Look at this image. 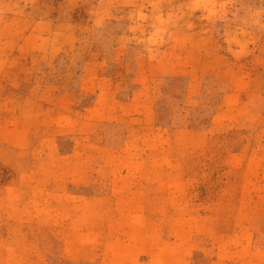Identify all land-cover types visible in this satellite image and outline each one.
Listing matches in <instances>:
<instances>
[{
    "label": "rangeland",
    "instance_id": "rangeland-1",
    "mask_svg": "<svg viewBox=\"0 0 264 264\" xmlns=\"http://www.w3.org/2000/svg\"><path fill=\"white\" fill-rule=\"evenodd\" d=\"M0 34V264H264V0H0Z\"/></svg>",
    "mask_w": 264,
    "mask_h": 264
},
{
    "label": "crops",
    "instance_id": "crops-1",
    "mask_svg": "<svg viewBox=\"0 0 264 264\" xmlns=\"http://www.w3.org/2000/svg\"><path fill=\"white\" fill-rule=\"evenodd\" d=\"M12 18H17L15 16H13ZM11 23V22H9ZM9 25V24H7ZM8 27V26H6ZM12 26H9V28H11ZM13 31L14 28L12 29ZM18 35H4V34H0V44L3 45L1 46L0 45V54L3 53V54H7L9 51H11V49H15L16 46L20 43V41H22ZM17 38V39H16Z\"/></svg>",
    "mask_w": 264,
    "mask_h": 264
}]
</instances>
